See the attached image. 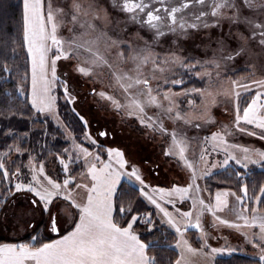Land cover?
<instances>
[{
	"label": "snow or ice",
	"instance_id": "obj_1",
	"mask_svg": "<svg viewBox=\"0 0 264 264\" xmlns=\"http://www.w3.org/2000/svg\"><path fill=\"white\" fill-rule=\"evenodd\" d=\"M20 22L17 39L0 40V116L32 128L4 133L13 143L0 151V232L33 242L0 243V264H217L242 250L209 243L222 227L264 264V182L248 183L249 165L264 170V150L235 142L237 133L264 141V76L228 75L253 47L264 54V0H22ZM130 24L137 31L122 37ZM189 44L211 57L189 55ZM105 69L116 91L96 87ZM81 81L86 93L72 87ZM58 88L79 137L61 119ZM88 96L97 115L78 110ZM99 113L118 116L131 143L110 146L116 130ZM50 122L68 147L24 146L37 124L48 137ZM141 137L163 141L156 159H133ZM145 170L165 183H149ZM213 175L234 178L236 190L198 183ZM163 226L175 238L167 261L143 236Z\"/></svg>",
	"mask_w": 264,
	"mask_h": 264
},
{
	"label": "rangeland",
	"instance_id": "obj_2",
	"mask_svg": "<svg viewBox=\"0 0 264 264\" xmlns=\"http://www.w3.org/2000/svg\"><path fill=\"white\" fill-rule=\"evenodd\" d=\"M136 31H137V26L130 24L128 26L127 34L122 33L121 35L124 38H129V36L131 34H134ZM109 34H112L111 30H109ZM140 34L144 35V32L141 31ZM94 36L95 34H92V37ZM104 47H105L104 41L102 39L100 42L101 51H104ZM189 48L191 49L189 51V55L196 56L197 58H201V59L210 58L212 55L211 50H208L207 56H205L203 48H196L191 44H189ZM156 50L160 51L159 48H157ZM114 54H115V49H112V56L110 57V59L114 57ZM253 65L255 66L254 68ZM253 71L255 72V78H260L261 76H264V54L261 53V50L258 47H253L252 52H250L249 54H246L241 57H237L236 62H232L229 65L228 75H230L233 79H239L243 82H250L253 79V76L251 75ZM111 84H112V80L110 78V75L108 74L107 69H105L103 75L99 77V83L96 85V87L97 88L103 87L105 90L116 91L114 88H110ZM72 87H75L77 91L86 93L87 90L91 87V85L84 84V82L81 81L78 86L72 85ZM256 90L257 89L255 88V86H253L251 92L242 91V96L251 97L252 95H254ZM95 99L96 98L92 96H88V99L85 100L83 103H80V101L78 100L77 102L79 105L78 110H82V112L86 111L94 115H97V104L95 102ZM248 102L250 103V99ZM70 106L73 107V105L71 104ZM213 112L217 116L218 120H224L225 114L222 112L221 109L219 108L213 109ZM98 116L102 120L107 119L109 126L116 130V139L114 143L111 144L110 146L124 147L125 145L131 143L129 141L130 134L127 130H125L124 126L121 125L120 118L118 116L111 113H99ZM224 122L227 123V120H224ZM235 142H238L247 147H254L257 149L264 150V141L258 140L255 137H249L237 133L235 137ZM162 143L163 141L160 139L154 141L148 137H141L140 139L136 140L134 143L131 144L133 152L135 153L133 159L137 160L138 162L142 160H148L149 158L156 159L158 153L160 152V147ZM15 158L16 156L13 155V159ZM222 158H223L222 155L216 157V159L218 160ZM9 164H11V161H9ZM232 167H239V166L233 163ZM250 167H257V166L249 165V168ZM213 171L215 173L217 170H213ZM162 175H166V174L162 173ZM145 178L149 183L153 185L165 183V181L151 176V174L148 173L147 170H145ZM198 183L204 185L206 184V181L202 180V181H198ZM204 195L207 196V192H205ZM224 215L229 219L232 218L230 213H225ZM207 219L209 218L205 217V220ZM212 236L214 238L209 240V243L212 244V246L237 247L238 249H242V250H239L236 253H240L258 260V257L255 256L256 250L253 249L250 245L245 244L243 242L242 237H240L239 234L235 232V230L227 227H222L219 230V232L213 231ZM27 237H29L27 234H22L20 238H14L13 236L9 235L7 232H0V239L4 240L5 242H20L21 240ZM222 256H226V255H222Z\"/></svg>",
	"mask_w": 264,
	"mask_h": 264
},
{
	"label": "trees",
	"instance_id": "obj_3",
	"mask_svg": "<svg viewBox=\"0 0 264 264\" xmlns=\"http://www.w3.org/2000/svg\"><path fill=\"white\" fill-rule=\"evenodd\" d=\"M22 14V0H0V40L3 39H17L19 36L21 22L20 17ZM20 51L21 56H23V50L18 49ZM22 66V61L20 62ZM235 77V76H234ZM3 82L0 81V84ZM191 83V82H189ZM12 81L8 82L7 91H11ZM199 86V85H198ZM58 95H60V99L58 101L59 111L61 115V119L65 124L68 125L70 131L73 135L77 137L80 136V123L74 117L70 104H66L63 101L62 90L57 89ZM2 99V97H0ZM0 107H3L0 104ZM43 125L37 124L35 129L30 133V143L24 145L25 147L31 149H40L41 143L47 142L49 148L53 151L60 150L64 147L69 146V142L64 138L61 131L57 129V126L54 122H50L47 125L49 136L46 138H42L39 133L42 129ZM32 128L31 120L28 119H20L18 117H14L11 120H5L2 116H0V151H3V145L6 142L7 144L13 143L11 136H6L4 133L12 132L14 134L23 133L25 131H29ZM55 137V138H53ZM87 147L88 145L85 144ZM91 149V148H90ZM35 154V153H34ZM15 155V154H13ZM27 153H25V158L23 160L24 163H27L26 160ZM16 159V158H15ZM51 159V157H49ZM19 162V161H18ZM238 171L239 167H235ZM252 173V175L248 179L249 187L251 190L252 183L255 182L259 184L260 182H264V170L259 167H250L248 169ZM224 177L219 176H211L207 178L206 184L209 189L214 193L216 190L223 188H231L236 190L237 184L234 178L229 179L227 183H222ZM151 208V206H149ZM164 233L157 231L155 235L151 233H144L143 236L146 239V242L158 243L159 247L150 251V255H155L164 261H167L170 257L174 258V252L169 247V245H173L175 243V238L170 229H167L166 226H163ZM189 238L191 239V233H189ZM5 242L0 239V243ZM20 242L32 243L29 237L24 238ZM257 261V259L251 258L249 256L235 253L231 256H219L217 257V264H253V262Z\"/></svg>",
	"mask_w": 264,
	"mask_h": 264
},
{
	"label": "crops",
	"instance_id": "obj_4",
	"mask_svg": "<svg viewBox=\"0 0 264 264\" xmlns=\"http://www.w3.org/2000/svg\"><path fill=\"white\" fill-rule=\"evenodd\" d=\"M155 185H157V184H155Z\"/></svg>",
	"mask_w": 264,
	"mask_h": 264
}]
</instances>
